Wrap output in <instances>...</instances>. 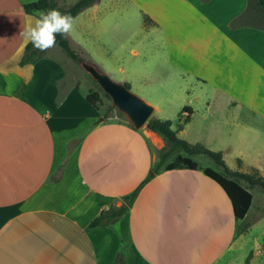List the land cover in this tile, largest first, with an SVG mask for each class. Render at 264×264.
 I'll return each mask as SVG.
<instances>
[{
    "label": "crops",
    "instance_id": "obj_1",
    "mask_svg": "<svg viewBox=\"0 0 264 264\" xmlns=\"http://www.w3.org/2000/svg\"><path fill=\"white\" fill-rule=\"evenodd\" d=\"M31 1L0 0V264H264L260 195L253 209L261 191L250 190V225L236 234L231 201L202 169L153 175L115 223L89 227L143 183L164 142L126 121L97 122L52 56L19 65L29 42L20 33L40 13H25ZM106 2L110 9L119 0ZM123 2L143 34L128 52L159 94L153 117L173 123L169 109L187 108L175 118L190 114L177 136L190 128L187 142L264 177V0L260 10L247 0ZM111 13L107 25L118 29Z\"/></svg>",
    "mask_w": 264,
    "mask_h": 264
},
{
    "label": "rangeland",
    "instance_id": "obj_2",
    "mask_svg": "<svg viewBox=\"0 0 264 264\" xmlns=\"http://www.w3.org/2000/svg\"><path fill=\"white\" fill-rule=\"evenodd\" d=\"M76 0H58L61 6H68L75 2ZM115 2V0H113ZM106 0H102L101 4L96 8L84 9L80 12L75 20V30L74 32L67 36L71 47L80 54L81 60H72L66 56L63 50L59 47H53V49H48L44 54H48L55 59L56 63L61 66L64 64L65 77L67 84L75 85L77 90H79L85 97L90 98L94 109L98 112L97 122L99 121H126L129 122L125 115L120 112L112 103L110 97L101 89L98 83L90 76V74L84 69L82 63H91L97 66L100 70L106 73L113 81L122 83L124 85L128 84L129 90L140 98L144 99L148 103L154 101L159 97L158 93L151 91L152 86L144 83V74L138 73L137 63L138 58L129 54L128 49L130 45L139 41L142 37V33L138 29L137 23L133 20V14L130 9V14L127 11L122 12L121 8L126 5L123 0H119V3H113L112 8H106ZM131 6V4L129 5ZM112 12V13H111ZM111 13L112 22L116 23L118 21L119 28L111 29L107 25V14ZM144 17V16H143ZM146 18L144 17V21ZM131 39V40H130ZM127 41L123 48L120 44L122 41ZM125 67V73L119 72L118 67ZM166 100H164V107L169 105V99L172 94L166 93ZM184 96H186L184 94ZM152 104V103H151ZM173 109H169L172 113L173 127L176 128L175 121L177 115L181 112L182 107L173 106ZM177 108V109H176ZM168 113V111H167ZM153 116V113L150 117ZM183 118V116H180ZM130 123V122H129ZM192 127V126H191ZM146 128L145 126L142 127ZM192 135V130L188 128L184 133L178 134L181 139L190 138ZM157 155V152H156ZM198 164L212 162L203 155H197L193 157ZM260 191V190H259ZM255 194V204L253 209H255L257 199L263 197L264 193L260 192ZM253 210L250 212V216L253 214ZM249 216V217H250ZM261 226L264 227V220L261 221ZM260 226V225H259ZM257 232L258 230H254ZM263 242L261 238L256 241V245ZM264 246V245H263Z\"/></svg>",
    "mask_w": 264,
    "mask_h": 264
},
{
    "label": "trees",
    "instance_id": "obj_3",
    "mask_svg": "<svg viewBox=\"0 0 264 264\" xmlns=\"http://www.w3.org/2000/svg\"><path fill=\"white\" fill-rule=\"evenodd\" d=\"M247 1L249 9L258 8L260 10L256 0ZM98 2L99 0H76L71 5L61 6L58 0H33L24 4L23 9L26 14L47 12L51 9H57L62 14H68L74 18L84 9ZM56 42V47L63 50L68 58L74 61L82 59L80 54L71 47L67 36L62 37L57 35ZM44 52L45 51H39L34 48L31 42H27L23 48L19 65L35 63L42 57ZM126 85L128 86V84ZM87 100L91 102L88 97ZM185 111H188V109L184 108L181 113H185ZM189 118L190 114L186 113L183 120L178 121L176 128L172 127V121L169 119H161L153 116L148 118L145 127L157 133L164 142V146L157 151V159L151 168L150 174L134 191L124 196L123 203L119 207H110L102 210L100 214L89 223L90 228L107 226L115 223L130 209L141 186L153 175L161 171L175 169H202L206 176L223 188L231 201L234 217L237 221H240L236 234L243 233L248 229L250 223H244L243 219L252 202V193L250 190L257 188L264 193V177L261 176L257 170H252L251 172L234 171L226 165L221 152L212 151L202 144H192L179 138L177 133L183 128L184 124L188 122ZM192 155L206 156L214 163L216 168H201L198 163L190 157ZM250 256L251 253L246 257L245 263L249 261Z\"/></svg>",
    "mask_w": 264,
    "mask_h": 264
},
{
    "label": "water",
    "instance_id": "obj_4",
    "mask_svg": "<svg viewBox=\"0 0 264 264\" xmlns=\"http://www.w3.org/2000/svg\"><path fill=\"white\" fill-rule=\"evenodd\" d=\"M82 66L135 129H141L145 126L146 121L154 111L151 103L132 93L126 85L113 81L97 66L87 62L82 63Z\"/></svg>",
    "mask_w": 264,
    "mask_h": 264
},
{
    "label": "clouds",
    "instance_id": "obj_5",
    "mask_svg": "<svg viewBox=\"0 0 264 264\" xmlns=\"http://www.w3.org/2000/svg\"><path fill=\"white\" fill-rule=\"evenodd\" d=\"M35 24L20 33L39 51H47L56 46V36L66 37L75 30V20L71 15L62 14L57 9L38 13Z\"/></svg>",
    "mask_w": 264,
    "mask_h": 264
}]
</instances>
